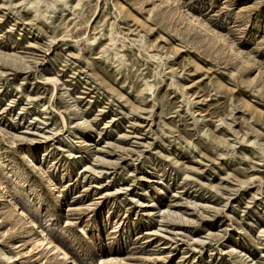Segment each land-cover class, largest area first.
Wrapping results in <instances>:
<instances>
[{"label":"rangeland","instance_id":"1","mask_svg":"<svg viewBox=\"0 0 264 264\" xmlns=\"http://www.w3.org/2000/svg\"><path fill=\"white\" fill-rule=\"evenodd\" d=\"M0 185V264H264V0H0Z\"/></svg>","mask_w":264,"mask_h":264},{"label":"bare ground","instance_id":"2","mask_svg":"<svg viewBox=\"0 0 264 264\" xmlns=\"http://www.w3.org/2000/svg\"><path fill=\"white\" fill-rule=\"evenodd\" d=\"M54 5V4H53ZM47 7V5H46ZM49 7V6H48ZM1 186V185H0ZM51 244V243H50ZM53 248L56 252H59L61 254V256L65 259H67L69 261L68 255L66 253H64L61 249V247H59L58 245H53ZM69 264H74L71 261H69Z\"/></svg>","mask_w":264,"mask_h":264}]
</instances>
